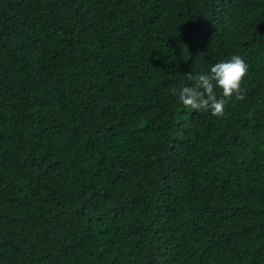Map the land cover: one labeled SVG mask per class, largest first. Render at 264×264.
I'll use <instances>...</instances> for the list:
<instances>
[{
    "label": "trees",
    "instance_id": "1",
    "mask_svg": "<svg viewBox=\"0 0 264 264\" xmlns=\"http://www.w3.org/2000/svg\"><path fill=\"white\" fill-rule=\"evenodd\" d=\"M0 264H264V0H0Z\"/></svg>",
    "mask_w": 264,
    "mask_h": 264
},
{
    "label": "clouds",
    "instance_id": "2",
    "mask_svg": "<svg viewBox=\"0 0 264 264\" xmlns=\"http://www.w3.org/2000/svg\"><path fill=\"white\" fill-rule=\"evenodd\" d=\"M248 73V65L240 55H232L229 59L219 61L211 66L207 73H186L187 79L194 81V86H182L179 90L171 89L183 106L196 111H211L214 116H223L225 106L233 96L237 100L244 99L242 84ZM221 90L218 97L216 89Z\"/></svg>",
    "mask_w": 264,
    "mask_h": 264
}]
</instances>
